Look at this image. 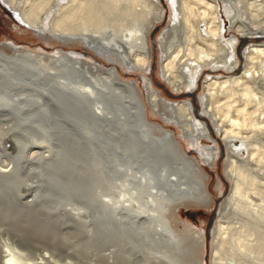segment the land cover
Segmentation results:
<instances>
[{
	"label": "bare ground",
	"instance_id": "6f19581e",
	"mask_svg": "<svg viewBox=\"0 0 264 264\" xmlns=\"http://www.w3.org/2000/svg\"><path fill=\"white\" fill-rule=\"evenodd\" d=\"M0 4L18 29L48 42H78L95 57L119 62L128 71L149 69V34L166 13L167 23L157 40L162 79L176 93L192 92L204 79L198 98L202 108L197 110L194 101L168 99L147 78V102L160 118L152 122L136 82L122 78L116 66L74 50L46 53L14 40L0 41L1 86L4 81L9 93H0L1 153L11 148L7 132L23 128L2 116L17 114L23 121L31 114L35 118L34 109L40 108L46 120L44 107L56 93L89 102L94 117H112L120 127L117 132L115 127L104 130L99 152L91 151L101 163L92 178L99 189L92 197L96 229L87 228L89 247L98 251L93 264H203L201 254L210 236V264H264V42L248 44L244 50L237 45L242 36L264 39V0H0ZM237 57L244 63L237 66ZM223 69L236 73H215ZM15 104L21 106L13 113ZM34 127L42 129V136L25 128L30 135L22 149L31 163L50 153L48 126ZM95 133L93 138L98 139ZM112 136L122 141L120 157L113 142L110 146ZM179 137L196 157L186 155ZM220 153L225 154L230 190L216 210L212 228H193L179 218L178 210L209 208L216 202L209 170ZM6 158L7 162L0 161L1 178L20 168L11 156ZM30 176L17 179L24 182L17 187L16 199L26 207L39 191ZM221 186L217 176L215 191ZM85 208L71 207L69 213L81 217ZM94 235L95 240L90 239ZM1 238L6 241L0 247L2 264H47L54 248L46 240L23 247ZM63 257L51 264H71L66 254Z\"/></svg>",
	"mask_w": 264,
	"mask_h": 264
},
{
	"label": "rangeland",
	"instance_id": "374dc122",
	"mask_svg": "<svg viewBox=\"0 0 264 264\" xmlns=\"http://www.w3.org/2000/svg\"><path fill=\"white\" fill-rule=\"evenodd\" d=\"M1 6L2 5L0 4V41L8 42L10 40H14L17 42L18 45L21 44L29 49H34L38 51L43 50L46 53H53L54 50H56L57 48L63 49V51L74 50L77 51L78 53L79 52L85 53L86 55L84 56L90 60H99L102 63L107 64V66L109 65L116 66L122 78L128 80L132 79L136 82L135 90L138 92L139 96L144 100L146 106L148 107V111L146 113L148 120L152 122H159L160 118L158 117L159 115H156L152 112L147 102L148 97L146 91L144 90L145 81L147 78H150L153 81V85L156 88H158L161 91V93L168 99L184 100V101L191 100L192 102L193 101L196 102L197 106L199 105L197 110L199 108L200 109L202 108L201 102L200 100H198V98L201 96L203 90L204 79L196 90L192 92H187L185 90L178 93L174 92L172 87L169 86V84L162 79L161 69H160L161 51L159 49L157 40L160 32L167 23L168 15L166 13L164 14L160 23L156 24L151 29L149 34L150 47L152 50L149 69L128 71L125 65H122L119 62H116L114 60L108 61L107 59L95 57L91 51L87 50L86 47L84 46L82 47L78 42H73V43L72 42L65 43V42H57V41L48 42L44 39L36 38L32 34L24 31V29L21 30L18 29L16 22L12 20L10 15H8L6 10L3 9ZM250 39L251 37L248 38L244 36L240 37L239 42L237 44L239 46V49L244 50L246 45L248 44L264 42V39L262 38L257 39V41L254 38L252 39L255 41L253 40L250 41ZM153 43L155 45H153ZM6 51L8 50L6 49ZM238 63L243 64L244 58L242 59V57L241 58L237 57V66ZM215 73L218 74L223 73L225 75H229L236 73V70L226 71L225 69H223V70H216ZM1 81L2 80L0 79V86H1ZM3 82L0 88V93L5 90L4 91L5 94L9 95V93H7L8 90L5 88L6 84L5 82L4 83ZM56 95H60V93H56ZM56 95H55L56 98L50 96L49 97L50 99H48L47 101V106L44 107L45 112H47L46 120L44 119L45 114H41V112L39 111L40 108L34 109L35 118L32 117L31 114L28 115L29 117H26V119L23 118V121H22V117L17 114H14V116L10 118V115H13L11 113L9 115V119L7 118V115L5 118H4L5 115L2 116L3 120L4 119L9 120L8 124H10V121H12L13 124L12 122L11 124L14 125L15 127L18 128L17 123H19V128L22 127L23 128L19 130H10L11 132L10 131L7 132L8 134H6V136L8 135L7 138L9 140V144L11 145V148L4 150L3 151L4 153H1L2 150L0 149V155H3L1 157L2 162H7V160L5 161V159H7L6 156L8 157L11 156L17 162V165H20L19 166L20 168L16 172L13 171L12 174L10 173L6 177L5 176L3 178L0 177V236L8 237L9 238L8 242L11 243L12 245L14 244L18 246L21 245L23 247L25 246L31 247L32 244L35 245L37 242L38 243L47 242L46 244L51 246V248L54 247L52 249L53 251L51 256L49 257V261L47 264H51L53 260L56 261L57 259L64 258L63 257L64 254L68 256L67 260L71 264L75 262L78 264H93L95 262V258L98 254V251L96 249H93L92 247H89V242H88L89 232L87 231V228L90 227L91 229H96L97 218H96L95 208L92 207L93 204L92 197H94L93 193L95 191L97 193V190L99 189H96L95 188L96 186L94 187L92 178L95 175V172H93L94 168L95 167L99 168L101 166V163L98 160L99 159L98 157H97L98 159L95 158V156L97 155L95 154L94 156L93 155L94 153L92 154L91 151L97 148L96 152L97 153L99 152L98 151V145L100 144L99 137L101 138L105 137L103 135L107 133H104V130H106L108 127H104V129L103 128L100 129L98 126L95 127V124L94 126L92 125L93 127L87 124L90 123V120L92 121V123L96 122V117H90L88 119L84 118L85 113L89 114L91 111V109H89L88 107L89 102L85 100L84 101L81 100V102H78L74 99H71L68 96H66V98L65 97L60 98ZM68 100L69 103H73L75 105V111H72V109L69 110L64 109L63 106H60V104H63V102L68 104ZM116 104H119L118 101ZM16 106H21V105L15 104V106H13L14 107L13 113H16L18 111L16 109ZM91 115L93 116V114ZM18 118L20 119L18 120ZM201 120L204 119L201 118ZM113 122L116 123V121ZM115 123L114 125L109 126L107 130L111 131L112 127L113 128L115 127L114 129L116 132L120 130V127H117ZM34 124L38 126L45 124L48 126L47 138L49 139L48 145L50 147V153L46 159H41L31 163V162H26L27 158L25 159L26 155L24 153L22 154V149L25 140L28 138V135H30V134H26L27 132L25 133V128L29 129L30 131L33 130L32 132H35L38 137L42 136L43 133L42 129L35 128ZM89 126H91L92 128ZM164 128H171V127H169V125H165ZM86 129L92 130L93 133L96 132L98 134L97 135L98 139L93 138L92 132L89 133L91 135L89 134L87 135L85 132ZM174 129L176 131L177 130L180 131L179 127L178 128L174 127ZM109 138L111 141L110 146L112 145L113 142V145L115 146L116 149H118L119 147L122 149V147L120 146L122 145V141L119 139L118 136L117 138H114V136H112V138L111 137ZM178 140L186 150V155H191L196 157L195 151L192 148H190V145L187 144L184 141V139L182 140L179 137ZM115 142L116 144H114ZM216 142L218 143L219 141L217 140ZM203 143L212 144L210 139H204ZM220 143L221 142L218 143L219 146ZM113 145L112 147H114ZM1 146H3V143L0 141V147ZM6 146H8V144ZM115 148H112L111 150L113 151V149ZM116 149L114 150L116 151L114 153H117L116 156L120 157L121 152L119 154V152H117ZM108 155H112V154H108ZM224 157L225 154L220 153V156L217 158V161L214 165V169L212 170L210 169L211 171L209 170L210 173L209 186L213 188L216 202H214L213 205L209 208L202 206H191V207H180L178 210L180 212L179 214H181L179 218H181L182 221L183 220L187 221L193 228H200L204 231L205 229L209 230L212 228L216 219L215 217L217 213L216 210L220 207L221 201L230 190L231 183L228 179V176L225 174L224 166H223ZM96 159L99 162H96ZM107 160L110 161V159ZM29 168H31V170ZM14 174H16L18 177L16 178L15 177L16 175L14 176ZM96 174L98 175L99 172ZM22 176L23 177L30 176L31 179L34 181L35 186L39 189L38 195L33 199V203L28 207L22 205L16 199V197L18 196L17 190L19 189L17 187L18 185H20L21 187V184H23L24 182L22 181L20 183H17L18 181L17 179H19V177L22 178ZM217 176L220 177V179L222 180V186L220 187V189H216L215 191L214 185L216 183ZM11 178L13 179L11 180ZM101 183H103L102 180ZM88 202H90L91 204ZM79 205H85L86 207L85 210L88 214L84 213L85 212L84 210L83 215L81 217H77V215L76 216L71 215V213H69L70 208ZM72 211L74 212V210ZM58 214L63 218L58 217ZM85 223H89V224H85ZM82 230H85V232H83ZM66 232L68 236L65 235ZM35 234H39V235H35ZM211 238L212 236L208 238L209 245L212 242ZM90 239L95 240V235L92 236ZM45 240L46 242H44ZM2 242L5 243L6 242L5 239L3 238L0 239V247L3 246L4 244V243L1 244ZM81 243H83V247H81ZM67 245H72V247H69ZM209 245H207L206 251H204L205 247L203 248V253L201 254L203 264H210L209 261L207 260L210 249ZM32 255L34 254H31V256ZM202 255H204V259H206V262L203 259ZM0 264H2V261H0Z\"/></svg>",
	"mask_w": 264,
	"mask_h": 264
},
{
	"label": "water",
	"instance_id": "95a60500",
	"mask_svg": "<svg viewBox=\"0 0 264 264\" xmlns=\"http://www.w3.org/2000/svg\"><path fill=\"white\" fill-rule=\"evenodd\" d=\"M33 76H36V75H33ZM65 78H66V76H65ZM50 96H52V97H54V98H56L54 95H50ZM60 106H63V108L64 109H72V111H75V105L73 104V103H69V100H68V104H66L65 102H63V104H60ZM91 106V104L89 103V109L91 108L90 107ZM91 109H93V108H91ZM90 111V110H89ZM88 111V112H89ZM87 112V111H86ZM92 113H91V111H90V113L89 114H87V113H85V116H84V118H86V119H88V118H90V117H94V116H92L91 115ZM114 118V117H113ZM110 119H112V118H109V119H106V118H103V117H96V122L95 123H92V121L90 120V123H87L88 125H93L94 126V124H95V127H99L100 129H104V127H109V126H112V125H114V123L115 122H113V121H115V120H110ZM91 126H89V127H91ZM92 126V127H93ZM91 127V128H92ZM94 127V128H95ZM99 138H101V137H99ZM103 139V138H102ZM105 139V138H104ZM100 140V139H99ZM121 146V145H120ZM120 148V147H119ZM122 149H123V147H122ZM122 149L120 148V151H119V149H116L117 150V152H122Z\"/></svg>",
	"mask_w": 264,
	"mask_h": 264
}]
</instances>
